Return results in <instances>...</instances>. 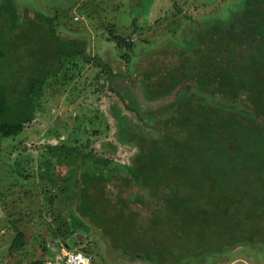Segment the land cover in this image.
<instances>
[{
  "label": "trees",
  "instance_id": "1",
  "mask_svg": "<svg viewBox=\"0 0 264 264\" xmlns=\"http://www.w3.org/2000/svg\"><path fill=\"white\" fill-rule=\"evenodd\" d=\"M252 5L244 2L223 23L204 21L206 28L199 31L198 43L183 39L171 46L178 56L172 68H191L188 53L193 52L198 61L191 74L193 82L177 81L189 76L181 73L159 83L162 95L170 100L159 102V95L151 94L152 77L143 75L149 89L144 92L145 100L154 102L143 109L156 134L146 133L142 143L132 141L138 149L134 165L101 158V164L94 165L88 160L91 153L65 149L63 161L84 157L80 163L81 198L86 205L93 202L92 220L110 238L113 248L128 255L148 254L159 264H199L204 254H221L244 243L264 250V132L262 120L256 117L264 119V0ZM3 19L11 34L26 24L12 0L0 2V21ZM185 21L183 24L189 25ZM50 33L54 31L50 29ZM130 40L126 42L129 49ZM45 42H36L27 52L0 40L1 139L16 137L34 120L48 77H60L64 85L72 81L74 76L63 59L76 56L83 64L100 65L83 40L54 38L53 46ZM50 50L55 54L51 57L58 55V59L45 76L40 72L50 60ZM167 65L164 72L171 64ZM74 67L83 66L76 62ZM238 80L248 82V89L255 87L247 92L246 99L255 103L249 117L241 112L242 102L228 91L218 94L210 90L235 88ZM139 105L137 110L131 108L136 114L143 110ZM118 173L125 174L122 190L119 187L117 191L128 193L112 192V197L103 175L111 179ZM24 244V234L19 232L10 247L16 251ZM81 250L90 255V251Z\"/></svg>",
  "mask_w": 264,
  "mask_h": 264
},
{
  "label": "rangeland",
  "instance_id": "2",
  "mask_svg": "<svg viewBox=\"0 0 264 264\" xmlns=\"http://www.w3.org/2000/svg\"><path fill=\"white\" fill-rule=\"evenodd\" d=\"M261 1L12 0L26 24L11 34L5 29L7 20H1L0 40L27 52L40 40L48 46L54 45V38L83 40L89 55L100 65L83 64L76 56L63 59L69 74L74 76L72 81L64 85L62 78L48 77L38 98L34 120L16 137L0 138V264L43 262L63 248L90 251L93 264H159L148 254L128 255L111 246L110 238L92 220L93 202L86 205L81 198L80 163L84 157L63 161L65 149L91 153L92 159L87 158L94 165L101 164L100 158L134 165L138 149L132 141L142 143L146 141V133L156 134L143 109L154 103L145 100L144 92L149 89L143 75L149 73L152 77L151 94H158L159 102L170 100L162 95L159 83L165 84L170 75L181 73L189 76L177 81L193 82L195 77L191 74L198 61L193 52L182 50L190 54L185 53L191 60V68L186 66L187 71L178 65L172 68L178 56L172 53L175 47L171 46L183 39H196L198 43L199 31L206 28V22L223 23L244 2L254 7ZM129 38L131 49L126 43ZM166 44L170 46L160 52ZM49 55L50 60L40 72L45 76H49L58 59V55L51 57L55 55L52 51ZM76 62L83 67L75 68ZM168 63L170 68L164 72ZM236 85L210 90L218 94L228 91L242 102L241 112L249 117L255 103L246 97L255 87L248 89L249 83L239 80ZM138 105L143 110L136 114L131 108ZM256 117L262 120L264 132V119ZM249 121L252 122L251 116ZM124 174L111 175V179L103 175L110 193L121 196L128 193L117 191L119 187L122 190ZM19 232L24 234L25 244L15 251L10 246ZM199 264H264V250L244 243L221 254H204Z\"/></svg>",
  "mask_w": 264,
  "mask_h": 264
},
{
  "label": "built area",
  "instance_id": "3",
  "mask_svg": "<svg viewBox=\"0 0 264 264\" xmlns=\"http://www.w3.org/2000/svg\"><path fill=\"white\" fill-rule=\"evenodd\" d=\"M41 264H93V260L82 250L63 248L58 257L46 259Z\"/></svg>",
  "mask_w": 264,
  "mask_h": 264
},
{
  "label": "crops",
  "instance_id": "4",
  "mask_svg": "<svg viewBox=\"0 0 264 264\" xmlns=\"http://www.w3.org/2000/svg\"><path fill=\"white\" fill-rule=\"evenodd\" d=\"M66 246V245H65ZM62 251H63V249H61V252L57 255V257L62 253ZM56 256H54L53 258H55ZM46 258H48V257H46ZM48 259H52L51 257L50 258H48Z\"/></svg>",
  "mask_w": 264,
  "mask_h": 264
}]
</instances>
